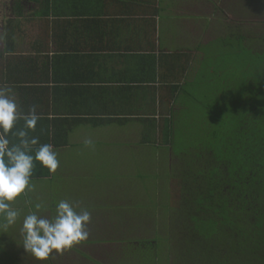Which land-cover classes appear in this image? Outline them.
Instances as JSON below:
<instances>
[{
    "label": "crops",
    "instance_id": "0c3cea01",
    "mask_svg": "<svg viewBox=\"0 0 264 264\" xmlns=\"http://www.w3.org/2000/svg\"><path fill=\"white\" fill-rule=\"evenodd\" d=\"M219 6L0 0V88L13 90L23 112L36 106L40 119L28 135L51 144L59 159L55 173L35 162L34 189L13 203L20 219L0 225V264H171V134L181 98L203 70L212 71L208 52L222 39L211 38L222 28L214 19ZM60 200L90 211L89 235L37 260L22 246L23 216L41 203L39 214L50 218ZM142 248L152 259L130 256Z\"/></svg>",
    "mask_w": 264,
    "mask_h": 264
},
{
    "label": "trees",
    "instance_id": "16d2710c",
    "mask_svg": "<svg viewBox=\"0 0 264 264\" xmlns=\"http://www.w3.org/2000/svg\"><path fill=\"white\" fill-rule=\"evenodd\" d=\"M227 38L235 51L203 70L173 116L170 175L184 204L171 248L180 264H264V37Z\"/></svg>",
    "mask_w": 264,
    "mask_h": 264
},
{
    "label": "clouds",
    "instance_id": "9594fccd",
    "mask_svg": "<svg viewBox=\"0 0 264 264\" xmlns=\"http://www.w3.org/2000/svg\"><path fill=\"white\" fill-rule=\"evenodd\" d=\"M39 114L35 105L23 112L11 88H0V225L15 226L21 213L13 203L22 194L34 189L32 176L35 162L50 173L59 167L58 153L51 144H40L38 137H29L34 131ZM23 120V127L17 123ZM33 153V146H37ZM35 211L23 216L20 227L22 246L37 260H47L53 252L63 253L76 243L87 239L86 226L91 213L77 208L67 200L56 202L51 217L40 215L44 205L36 203Z\"/></svg>",
    "mask_w": 264,
    "mask_h": 264
},
{
    "label": "rangeland",
    "instance_id": "374dc122",
    "mask_svg": "<svg viewBox=\"0 0 264 264\" xmlns=\"http://www.w3.org/2000/svg\"><path fill=\"white\" fill-rule=\"evenodd\" d=\"M217 2L220 3L221 6H219L218 10L216 11V17L214 19L218 22V24L222 26V28H220L218 32H213L211 34V38L212 40L213 39L216 40L218 37H221L222 39L218 40L217 43H215L208 52L207 66L212 67V69L214 68L219 69L221 66L220 63L222 61V58H226V57L229 58L230 54L233 53L236 47L238 46V41H236L235 39L228 40L227 37H230L234 33L236 35H238V33L247 35L249 38L254 40H257L258 38L259 40H261V38L264 37V0H219V1L217 0ZM253 47L254 49H258V50L261 49V47L256 48L255 45ZM218 56L222 58H219ZM214 65H216V67H213ZM204 93L205 92H203L202 94ZM210 98L211 96H209V99L207 100L208 102H210ZM203 100H205V98H203ZM203 107L204 106L199 108V110H204V114H205L207 110L203 109ZM211 107H212V102H211ZM167 178L168 176L164 174V179ZM173 184L174 186L177 185L176 182H174ZM152 186L157 187L160 186V184L158 182H155V184H152ZM169 194H170L171 208L173 210V212L171 213V218H173V215L175 213L174 210L178 209L180 206L184 204L182 197L183 194L181 195V193L177 190V188L174 189V187ZM164 210H167V208H164ZM169 229L170 232L172 233L176 230H179V226L175 227V223H173L172 226L169 225ZM168 243L169 240L168 241L163 240L162 242H160L159 260L161 259V257L162 259L165 258L164 250L167 249L166 245H168ZM170 244H172V240H170ZM175 252H176V256L172 255V258L170 259V263L180 264L178 263V259H177V254L180 253L177 252V250ZM150 253L151 250L147 248H142V250L132 249L130 256L134 257L136 260L142 259V262H144V260L146 262L147 255H149ZM145 254L147 255L145 256ZM149 256L148 258L152 259V257ZM181 264H187V263L183 261Z\"/></svg>",
    "mask_w": 264,
    "mask_h": 264
}]
</instances>
